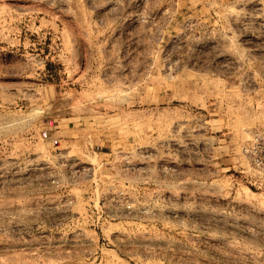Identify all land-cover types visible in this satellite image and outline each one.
I'll list each match as a JSON object with an SVG mask.
<instances>
[{"label":"rangeland","instance_id":"374dc122","mask_svg":"<svg viewBox=\"0 0 264 264\" xmlns=\"http://www.w3.org/2000/svg\"><path fill=\"white\" fill-rule=\"evenodd\" d=\"M0 264H264V0H0Z\"/></svg>","mask_w":264,"mask_h":264}]
</instances>
